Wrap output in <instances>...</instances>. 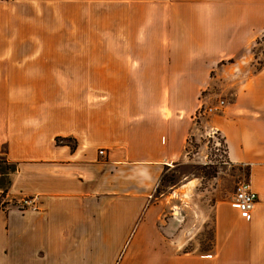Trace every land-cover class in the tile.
Instances as JSON below:
<instances>
[{
	"label": "crops",
	"instance_id": "crops-1",
	"mask_svg": "<svg viewBox=\"0 0 264 264\" xmlns=\"http://www.w3.org/2000/svg\"><path fill=\"white\" fill-rule=\"evenodd\" d=\"M67 1L156 9L174 0ZM182 11L186 42L146 37L151 23H136V37L101 39L100 55L91 38L15 37L9 22L1 26L0 264H264V60L258 69L251 64L261 56L251 52L257 40L264 50V0H182ZM120 21L130 24L126 15ZM196 30L204 37L196 45L231 51L233 68L219 79V58L215 89L225 105L195 124L200 105L190 94L210 79L205 70L192 73V61L207 59L179 47ZM212 131L228 161L248 167L257 203L250 220L236 208L225 226L233 205L216 203L212 250L186 252L159 228L161 208L150 195L164 170L198 155L189 156L188 139ZM25 197H36L37 211L14 206Z\"/></svg>",
	"mask_w": 264,
	"mask_h": 264
},
{
	"label": "rangeland",
	"instance_id": "rangeland-1",
	"mask_svg": "<svg viewBox=\"0 0 264 264\" xmlns=\"http://www.w3.org/2000/svg\"><path fill=\"white\" fill-rule=\"evenodd\" d=\"M120 6L122 5L98 1L96 3L77 2L73 4L67 0H64L62 4L39 6V4L25 3L23 0L7 3L1 0L0 33L1 26L9 22L15 37H46L63 40L72 37L91 38L95 44L90 48L96 55H100L102 51V46L99 45L101 39L136 37L141 32L138 27L143 22L151 23L147 29L143 30L146 37H180L185 42L189 39L186 31L184 33L182 30L183 23L189 19L182 13V0H174L165 5L159 4L155 7L156 9L147 8L142 4L123 5L121 9ZM166 6L176 7L175 11L177 12L175 14L168 13ZM125 15L130 24L126 26L123 23L121 26L120 19L121 17L123 19ZM189 17H191L192 26L197 25L194 23L196 19L193 15H189ZM136 23L140 24L136 25ZM199 31L196 30L190 35V45L179 47L180 53L189 51L191 54H200L207 59V62L192 61V73L202 74L205 70L210 79V85L205 90L190 94V103L195 106L200 105L192 115L195 124L200 118H209L219 114L225 105L227 96L220 89H215L216 84L220 83L218 80H214L215 65H221L218 62L219 58L222 59V65L225 66L222 68L223 73L220 72L222 78L219 79H223V76L227 78L233 68L230 64L232 61L228 60L231 51L220 53L217 50L218 46L214 44L196 45L199 37L204 38L203 35H196ZM207 32L210 33L209 30ZM211 34L213 35V30ZM67 43L64 42V44ZM63 47L65 50L74 48L67 45ZM80 48V52H83L86 46ZM147 48L151 49V46H147ZM147 48L145 47L146 50ZM251 52L255 55L261 54L258 60L251 63L253 69H258L264 60L263 45L259 40L256 41ZM99 82L95 80L94 83L97 85ZM87 96L90 101L96 102L107 95ZM219 101L224 102L223 106L219 107L217 111L207 112L209 106H214ZM186 150L189 151V156L194 153H198V155L188 162L177 163L164 170L160 182L150 195V201H154L161 208L159 228L168 232L171 239L179 245L180 250L206 254L213 247L215 204L225 201L232 203L233 209L227 210L222 221L224 226L229 224L233 216H237L233 194L238 183L241 181L250 182L249 172L246 165L233 164L228 161L224 140L215 131L200 138L199 141H195L193 138L188 139ZM0 166L4 169V165L0 164ZM2 205L0 197V206ZM14 206L17 208L16 204ZM240 223L238 228L246 229V222L240 221Z\"/></svg>",
	"mask_w": 264,
	"mask_h": 264
},
{
	"label": "built area",
	"instance_id": "built-area-1",
	"mask_svg": "<svg viewBox=\"0 0 264 264\" xmlns=\"http://www.w3.org/2000/svg\"><path fill=\"white\" fill-rule=\"evenodd\" d=\"M224 102L219 101L214 106H209L207 112L217 111L219 107L223 106ZM102 150L99 151V154H102ZM233 200L237 207L239 216L244 220H250L253 214V211L256 206L257 196L252 190L251 184L249 181H241L238 183L236 190L233 194ZM36 197H25L20 199L16 203V206L21 211L31 209L33 211L38 210V204L36 203Z\"/></svg>",
	"mask_w": 264,
	"mask_h": 264
},
{
	"label": "trees",
	"instance_id": "trees-1",
	"mask_svg": "<svg viewBox=\"0 0 264 264\" xmlns=\"http://www.w3.org/2000/svg\"><path fill=\"white\" fill-rule=\"evenodd\" d=\"M3 194H4V193H1V194H0V197L3 196Z\"/></svg>",
	"mask_w": 264,
	"mask_h": 264
}]
</instances>
